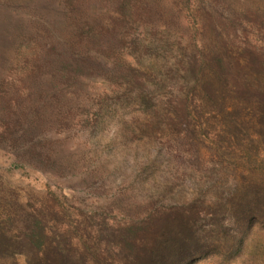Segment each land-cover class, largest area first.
Masks as SVG:
<instances>
[{
	"label": "rangeland",
	"instance_id": "374dc122",
	"mask_svg": "<svg viewBox=\"0 0 264 264\" xmlns=\"http://www.w3.org/2000/svg\"><path fill=\"white\" fill-rule=\"evenodd\" d=\"M139 1L146 4L132 32L147 48L139 68L150 106L138 104L140 95L111 66L104 76L80 81L73 118L60 120L68 126L45 123L15 149L0 144V264L27 263L18 249L54 248L93 263L96 255L105 259L107 247L122 246H108L107 235L140 237L150 219L186 203L199 210L193 230L207 246L195 264H264L258 113L238 105L232 123L241 131L234 137L222 130L213 104L194 92L185 102L193 132L187 136L167 110V100L183 94L181 76L194 56L216 50L232 71L244 67L243 49L264 44V22L250 21L264 12V0ZM230 21L239 25L234 32ZM260 76L264 80V65ZM31 215L45 237L34 238L30 249Z\"/></svg>",
	"mask_w": 264,
	"mask_h": 264
},
{
	"label": "trees",
	"instance_id": "16d2710c",
	"mask_svg": "<svg viewBox=\"0 0 264 264\" xmlns=\"http://www.w3.org/2000/svg\"><path fill=\"white\" fill-rule=\"evenodd\" d=\"M142 4L146 3L139 0H0V144L15 149L45 123L68 126L60 120L73 118L70 104L78 96L77 91L82 90L78 88L80 81L104 76L111 66L116 70V78L126 81L140 95L138 104L148 108L151 99L149 91L144 90V74L139 68L140 57L147 48L132 32V20L142 12ZM250 21L261 24L264 12L254 15ZM229 24L233 32L239 26L232 21ZM215 51L203 53L199 60L196 56L190 60L181 76L183 94L167 100L170 122L183 128L187 136H193L186 120L189 113L185 102L196 92L205 104H213L223 116L225 128L222 130L229 135L235 137L241 131L234 123L235 108L244 107L242 104L254 110V117L258 113L257 123L264 128V80L260 76L264 44L243 49L240 55H244V67L237 65L240 69L233 71L224 61V52ZM112 52L115 53L113 61ZM62 107L67 110L63 112ZM261 133L264 134V129ZM179 208L150 219L148 226L137 231L140 237L132 235L119 240L107 235L108 246L113 247L117 241L122 246L116 251L107 247L105 259L102 254L101 258L96 255L93 263L62 253L58 248L33 253L32 240L37 241L45 234L31 215L32 223L28 227L31 250L18 251L26 256L25 264H195L192 260H201L207 252L206 243L193 230L199 210L187 203ZM214 218L220 227V216ZM253 218L251 224L255 223ZM242 242V236L237 238L236 247L242 246Z\"/></svg>",
	"mask_w": 264,
	"mask_h": 264
}]
</instances>
